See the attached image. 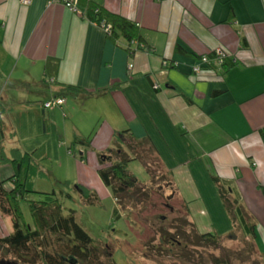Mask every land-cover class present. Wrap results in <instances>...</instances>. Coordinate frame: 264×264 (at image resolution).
Returning a JSON list of instances; mask_svg holds the SVG:
<instances>
[{"label":"crops","instance_id":"1","mask_svg":"<svg viewBox=\"0 0 264 264\" xmlns=\"http://www.w3.org/2000/svg\"><path fill=\"white\" fill-rule=\"evenodd\" d=\"M92 1L137 22L151 48L131 56L127 41L110 38L82 0L79 12L61 1L0 0V158L42 146L48 155L41 157H50L66 146L71 184L109 196L100 153L146 139L199 230H233L213 176L238 190L264 260V0ZM219 49L228 66L203 63ZM54 58L55 70L47 65ZM66 84L89 93L64 94ZM62 93L64 104L45 106ZM77 135L91 138L86 160L70 151ZM17 170L0 162L6 186ZM197 191L209 215L201 221L190 203Z\"/></svg>","mask_w":264,"mask_h":264},{"label":"trees","instance_id":"2","mask_svg":"<svg viewBox=\"0 0 264 264\" xmlns=\"http://www.w3.org/2000/svg\"><path fill=\"white\" fill-rule=\"evenodd\" d=\"M82 1L86 4L85 12L88 17L100 25L111 27L107 31L110 38L117 43L120 39L127 41L125 48L131 56L139 50L151 48L137 22L122 14L112 12L92 0ZM209 57L211 65L221 62L222 66H228L231 63L229 55L218 56V53L213 52ZM58 64L59 59L54 58L49 59L47 65L48 67L51 65L55 70ZM130 64L134 67L133 62ZM61 90L64 94L89 93L87 89L73 84H66ZM64 94L57 96L64 99L62 104L66 101ZM124 131H130V129ZM147 142L146 139L133 136L128 148L119 144L110 149L111 154L107 151L100 153V175L105 184L112 188L117 203L121 207L127 204V196L132 200V196L139 194V191H145L140 190L139 186L140 183L143 184L142 186L145 183L139 181L129 167L132 160L143 158L141 149H145L146 153L155 150L153 145L150 149L144 148L143 145ZM91 143L90 137L77 135L70 151L86 160V147ZM38 149L36 148L33 152H24L20 148H14L13 159H10L4 152L0 158L2 163L13 161L18 168L11 178L13 187L6 186V180L0 176V264H119L110 245L94 237L79 221L76 208L66 202L67 199L74 202L75 196L72 194L74 190L88 203H102V196L96 189L88 188L80 183L73 185L67 180V188L65 187L61 194L56 191L44 192L45 197L40 200L30 198L29 192L36 191L37 175L45 173L43 167L41 169L35 165L37 162L33 153ZM158 163L161 165V162ZM149 171H151L150 168ZM164 174L170 180V176L167 173ZM213 177L219 196L231 219L233 228L229 233L231 238L235 239L236 231L240 229L255 241L256 223L246 210L238 190L220 176L214 175ZM23 201H27L30 206L31 221L26 217L22 206ZM7 215L11 217V230L6 227L8 226L5 218ZM114 217H122L119 207L114 209ZM185 236L190 240L188 244L192 243L197 246L207 244L216 247L221 245L223 237L219 231L214 230L199 231L194 237L190 233ZM231 256L233 254L228 253L227 257L217 256L214 260L216 264H230L233 260Z\"/></svg>","mask_w":264,"mask_h":264},{"label":"rangeland","instance_id":"3","mask_svg":"<svg viewBox=\"0 0 264 264\" xmlns=\"http://www.w3.org/2000/svg\"><path fill=\"white\" fill-rule=\"evenodd\" d=\"M42 147L38 149L35 165L41 169L43 167L45 173L37 175L36 191L29 192L30 198L36 200L44 198V192L56 191L61 194V191L67 188V176L72 174V177H75L74 173L70 172L68 147H61L60 150L52 148L50 157H41L48 155V149ZM147 154L148 160L136 158L129 167V170L145 183L144 186L142 183L139 185L140 190L145 191H139V194L132 196V200L127 196V204L123 207L117 203L113 192L109 196H102V203H88L80 195L75 196V191L71 190L75 196L72 205L77 210L79 221L94 237L110 245L119 264H216L214 259L217 256L225 258L228 253L233 254L230 264H263L254 238L240 229H237L235 239H232L230 234L223 236L219 247L188 244L190 240L186 234L190 233L194 237L199 231L210 229L201 227L199 230L190 222L186 205L182 200L176 199L173 184L164 174L157 156L155 153ZM71 171L73 172V169ZM183 172L181 170L179 176ZM181 178L180 176L179 181L186 187L187 181ZM198 180L202 181L199 176ZM197 195L199 198L192 196L190 203L195 217L201 221L209 215L203 212L207 210L203 205L206 203L199 191ZM22 206L27 219L31 221L32 214L28 202L23 201ZM116 207L121 210V218L114 217ZM215 217L219 219L217 213Z\"/></svg>","mask_w":264,"mask_h":264},{"label":"built area","instance_id":"4","mask_svg":"<svg viewBox=\"0 0 264 264\" xmlns=\"http://www.w3.org/2000/svg\"><path fill=\"white\" fill-rule=\"evenodd\" d=\"M22 1L24 3H30L31 2V0H22ZM50 1L51 2H53V1H61V2H64V3H66L68 5V7L71 10H73L75 12H79L81 10L80 9V2H81V0H50ZM104 28L108 31L111 27L106 25V26H104ZM224 55H226L224 53V51L221 50V49H219L218 50V56H224ZM209 59H210V57L207 56V55H205L203 57V63H208L209 62ZM129 66L130 67H133V64H130ZM200 69H201V66L200 65L194 66V70L195 71H200ZM63 102H64V99L62 97H57L55 100L48 101L46 103V106H50V105H53V104H62Z\"/></svg>","mask_w":264,"mask_h":264}]
</instances>
